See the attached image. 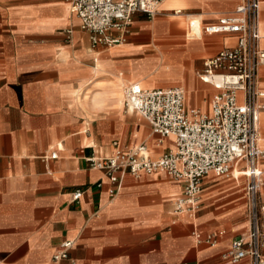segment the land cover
<instances>
[{
    "label": "crops",
    "instance_id": "crops-1",
    "mask_svg": "<svg viewBox=\"0 0 264 264\" xmlns=\"http://www.w3.org/2000/svg\"><path fill=\"white\" fill-rule=\"evenodd\" d=\"M239 3L160 0L154 17L134 13L124 42L104 48L90 45L67 0H0V264H47L64 239L73 244L60 264H248L222 257L247 227L243 162L228 176H204L190 215L173 211L181 181L126 173L109 196L114 185L86 160L110 155L113 141L122 149L142 144L149 159L172 148L123 105L125 83L179 86L185 108L210 111L218 89L199 74L236 38L205 28ZM260 31L264 47V0ZM258 80L264 91V65ZM257 127L264 150V110ZM259 167L264 178V156ZM194 229L216 241H196Z\"/></svg>",
    "mask_w": 264,
    "mask_h": 264
},
{
    "label": "built area",
    "instance_id": "built-area-1",
    "mask_svg": "<svg viewBox=\"0 0 264 264\" xmlns=\"http://www.w3.org/2000/svg\"><path fill=\"white\" fill-rule=\"evenodd\" d=\"M70 12L78 19L80 29L88 33L91 46L109 47L125 40L126 29L134 13L148 19L158 12L160 0H67ZM262 0H240L235 10L215 25L205 28L208 33L235 35L232 46L218 50L204 61L199 77L218 89L210 111L185 108L184 90L179 86L144 88L129 82L122 88V103L150 125L152 133L170 137L172 148L156 159H149L145 147L139 144L122 149L113 141L114 149L106 157L87 158L88 167L102 171L113 196L120 179L128 173L162 172L182 182L180 194L173 201L177 214H196L201 203L202 179L209 173L228 176L243 162L238 172L245 176L247 227L229 243L222 257L230 263L247 260L248 264H264V201L261 189L264 178L259 163L264 150L259 145L258 114L264 110V91L258 85V73L264 65V47L260 44V7ZM114 32V35L111 34ZM69 33V30L66 31ZM221 77L219 83L214 77ZM242 93L239 102L238 93ZM51 154L50 157H54ZM100 186V181L94 183ZM88 187L75 188L71 201H77ZM222 234V232H218ZM196 241L212 245L217 235H202L193 230ZM71 239L59 243L47 264H60L68 258Z\"/></svg>",
    "mask_w": 264,
    "mask_h": 264
},
{
    "label": "bare ground",
    "instance_id": "bare-ground-1",
    "mask_svg": "<svg viewBox=\"0 0 264 264\" xmlns=\"http://www.w3.org/2000/svg\"><path fill=\"white\" fill-rule=\"evenodd\" d=\"M191 25H192V22H191ZM260 33H261V31H260ZM262 40H263V37H261V40H260V44L262 45ZM263 46V45H262ZM220 79H221V77H218V76H216V77H214V82L215 83H219L220 82ZM136 83H138V85H140L139 84V82H136ZM141 86V85H140ZM142 87V86H141ZM182 88V87H181ZM121 95H122V93H121ZM123 96V95H122ZM120 98H122L121 96H120Z\"/></svg>",
    "mask_w": 264,
    "mask_h": 264
},
{
    "label": "rangeland",
    "instance_id": "rangeland-1",
    "mask_svg": "<svg viewBox=\"0 0 264 264\" xmlns=\"http://www.w3.org/2000/svg\"><path fill=\"white\" fill-rule=\"evenodd\" d=\"M262 5H263V4H262ZM126 84H127V83H125L124 85H126ZM124 85H123V86H124ZM208 85H209V84H208ZM209 86L212 88V86H211V85H209ZM212 89H213V88H212ZM213 91L215 92V90H213ZM214 92H213V93H214Z\"/></svg>",
    "mask_w": 264,
    "mask_h": 264
}]
</instances>
